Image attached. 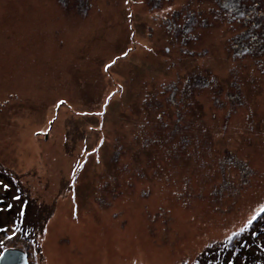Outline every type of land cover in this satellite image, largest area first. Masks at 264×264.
<instances>
[{
	"label": "rangeland",
	"instance_id": "obj_1",
	"mask_svg": "<svg viewBox=\"0 0 264 264\" xmlns=\"http://www.w3.org/2000/svg\"><path fill=\"white\" fill-rule=\"evenodd\" d=\"M2 167L46 225L4 238L29 264H194L236 238L264 209V0H0Z\"/></svg>",
	"mask_w": 264,
	"mask_h": 264
},
{
	"label": "trees",
	"instance_id": "obj_2",
	"mask_svg": "<svg viewBox=\"0 0 264 264\" xmlns=\"http://www.w3.org/2000/svg\"><path fill=\"white\" fill-rule=\"evenodd\" d=\"M257 24L258 28H261L260 23L258 22ZM246 34H248V31H242V34L238 35L242 38L240 42L247 40L248 44H254L255 41L260 44L259 40L252 39V41H254L252 42L251 35ZM240 44H243V42ZM245 54L246 52L243 53L242 56ZM181 85L182 89H180V91L173 90L176 92L174 95L180 93L181 90L185 91L184 87L186 85H188L190 90V88H194V85L197 84L185 79ZM170 86L175 88L173 84ZM184 91L181 93L182 101H186L188 98L187 93L185 94ZM189 94L192 95L193 91H190ZM16 187L12 174L9 176L4 170V167L0 168V254H2L5 247H7H4V238L9 235L11 238H14L11 240L13 243H16L15 239L24 240L23 235H25V232L30 237L34 235L33 245H35L36 237L39 233L38 231H40L38 229L36 230V228L40 227V225L42 227L43 223H45L41 222L37 227H30L28 219L25 220L21 212L17 214L19 209H17V206L15 207V203L18 201L17 194L15 193L17 192ZM192 208L196 209L194 203L192 204ZM166 213L170 214L167 216L169 217V225L176 230L178 225L176 218H174L175 210L173 211L171 208H168L166 212L162 211L159 215H165ZM256 215L257 213L247 221L249 224L247 228L235 234L236 238L231 236L222 238L220 241H212L208 243V246L204 249L198 250V253H196L197 255L195 254L196 262L194 264H264V209L259 216L256 217ZM249 221H251V223H249ZM43 226L45 227L46 225L44 224ZM190 258V255L187 258H182L178 264H191Z\"/></svg>",
	"mask_w": 264,
	"mask_h": 264
},
{
	"label": "water",
	"instance_id": "obj_3",
	"mask_svg": "<svg viewBox=\"0 0 264 264\" xmlns=\"http://www.w3.org/2000/svg\"><path fill=\"white\" fill-rule=\"evenodd\" d=\"M0 264H29L28 256L20 250L4 251L0 257Z\"/></svg>",
	"mask_w": 264,
	"mask_h": 264
},
{
	"label": "bare ground",
	"instance_id": "obj_4",
	"mask_svg": "<svg viewBox=\"0 0 264 264\" xmlns=\"http://www.w3.org/2000/svg\"><path fill=\"white\" fill-rule=\"evenodd\" d=\"M23 158H25V161L30 164V163H33L34 162V158L33 157H29V156H22Z\"/></svg>",
	"mask_w": 264,
	"mask_h": 264
},
{
	"label": "snow or ice",
	"instance_id": "obj_5",
	"mask_svg": "<svg viewBox=\"0 0 264 264\" xmlns=\"http://www.w3.org/2000/svg\"><path fill=\"white\" fill-rule=\"evenodd\" d=\"M63 103V102H62ZM249 223H251V221H249Z\"/></svg>",
	"mask_w": 264,
	"mask_h": 264
}]
</instances>
